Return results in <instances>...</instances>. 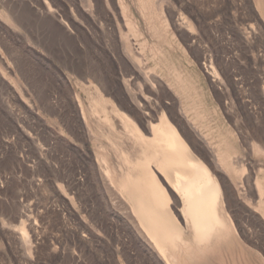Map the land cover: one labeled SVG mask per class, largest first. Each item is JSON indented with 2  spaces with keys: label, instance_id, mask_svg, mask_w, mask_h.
Returning a JSON list of instances; mask_svg holds the SVG:
<instances>
[{
  "label": "rangeland",
  "instance_id": "374dc122",
  "mask_svg": "<svg viewBox=\"0 0 264 264\" xmlns=\"http://www.w3.org/2000/svg\"><path fill=\"white\" fill-rule=\"evenodd\" d=\"M118 111L219 164L234 233L199 264H264V0H0V264H165Z\"/></svg>",
  "mask_w": 264,
  "mask_h": 264
},
{
  "label": "bare ground",
  "instance_id": "6f19581e",
  "mask_svg": "<svg viewBox=\"0 0 264 264\" xmlns=\"http://www.w3.org/2000/svg\"><path fill=\"white\" fill-rule=\"evenodd\" d=\"M117 113L129 135L143 144L145 153L134 164L141 168L139 174H126L127 181L122 184L131 202V206L125 205L128 219L165 264H199L228 243L234 233L219 164L198 155L164 113L157 123L148 117L141 120V128L126 114ZM105 174L108 177L107 169ZM21 232L24 237L22 228Z\"/></svg>",
  "mask_w": 264,
  "mask_h": 264
}]
</instances>
